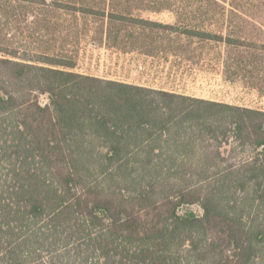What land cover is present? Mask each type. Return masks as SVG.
<instances>
[{
    "label": "trees",
    "instance_id": "obj_1",
    "mask_svg": "<svg viewBox=\"0 0 264 264\" xmlns=\"http://www.w3.org/2000/svg\"><path fill=\"white\" fill-rule=\"evenodd\" d=\"M253 5L0 0V264H264V109L86 74L71 47L90 21L109 50L264 93Z\"/></svg>",
    "mask_w": 264,
    "mask_h": 264
},
{
    "label": "rangeland",
    "instance_id": "obj_2",
    "mask_svg": "<svg viewBox=\"0 0 264 264\" xmlns=\"http://www.w3.org/2000/svg\"><path fill=\"white\" fill-rule=\"evenodd\" d=\"M256 1L257 5L242 9L243 12L240 14L243 19L236 21L243 25L241 33L243 37L254 38L261 43L264 42V5H260V0ZM261 2L264 4V0ZM140 14L147 19L163 23H176L179 20V15L171 11H145ZM81 32L84 35L81 34V38L71 45L73 50L77 48L76 69L80 72L125 79L155 88L179 90L226 103L264 109V93L250 86L246 79L227 80L219 70L209 68L195 69L191 75H185L182 73L180 61L177 63L171 58L135 53L119 54L107 49L90 21ZM42 101L46 102L47 97H42ZM195 210L200 212L198 207H195Z\"/></svg>",
    "mask_w": 264,
    "mask_h": 264
}]
</instances>
